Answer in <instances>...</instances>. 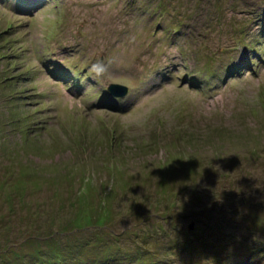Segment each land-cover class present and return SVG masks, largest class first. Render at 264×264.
I'll use <instances>...</instances> for the list:
<instances>
[{"label":"rangeland","instance_id":"1","mask_svg":"<svg viewBox=\"0 0 264 264\" xmlns=\"http://www.w3.org/2000/svg\"><path fill=\"white\" fill-rule=\"evenodd\" d=\"M44 1L0 0V264H264V0Z\"/></svg>","mask_w":264,"mask_h":264},{"label":"trees","instance_id":"2","mask_svg":"<svg viewBox=\"0 0 264 264\" xmlns=\"http://www.w3.org/2000/svg\"><path fill=\"white\" fill-rule=\"evenodd\" d=\"M5 1L6 3H9L11 4L12 6V9H15L18 8L19 10H22V11H25V12H30L32 8H34L36 5H39V4H43V2H45L44 0H2V2ZM126 1V0H125ZM127 2V1H126ZM51 72L55 75V76H58L61 78V80L63 82H67L69 78H71V81H69V83H67V85H69L68 88H72V87H75V88H83L84 85L82 83H85V78H86V74H84L83 72L81 71H77L74 75V77L71 75L70 77L68 75H66V72L62 69L60 70H57L55 71L54 70H51ZM53 241V240H51ZM48 251H49V255L52 256L51 258H45L44 260L46 262H49V264H52L55 260V262H57V260H59L58 262H60V264H70L68 262H70V260L67 261V257H69V254H67L66 256V261H65V253L62 254V250L58 249L57 246H54L49 244V242L46 243V246H45ZM12 247H7V248H4V252L0 250V255H8L10 253V250H11ZM56 251H60L61 253H58V254H54ZM43 252H45V248L42 246L41 249H38L37 251L31 253V256L33 258H35V260H38V258H44L45 256H43ZM16 254V253H14ZM62 254V255H61ZM18 257H20V255L17 254ZM49 259V260H48ZM16 260H17V257H16ZM44 262V261H43ZM43 262L41 264H43Z\"/></svg>","mask_w":264,"mask_h":264},{"label":"water","instance_id":"3","mask_svg":"<svg viewBox=\"0 0 264 264\" xmlns=\"http://www.w3.org/2000/svg\"><path fill=\"white\" fill-rule=\"evenodd\" d=\"M108 90L115 96L124 97L129 93V88L121 83H111ZM193 227V225H192Z\"/></svg>","mask_w":264,"mask_h":264},{"label":"bare ground","instance_id":"4","mask_svg":"<svg viewBox=\"0 0 264 264\" xmlns=\"http://www.w3.org/2000/svg\"><path fill=\"white\" fill-rule=\"evenodd\" d=\"M74 88V87H73ZM116 97H118V96H116ZM125 97V96H124ZM124 97H120V98H124ZM119 99V98H118ZM122 106V105H121Z\"/></svg>","mask_w":264,"mask_h":264},{"label":"clouds","instance_id":"5","mask_svg":"<svg viewBox=\"0 0 264 264\" xmlns=\"http://www.w3.org/2000/svg\"><path fill=\"white\" fill-rule=\"evenodd\" d=\"M74 76V75H73ZM109 91V90H108ZM110 92V91H109ZM110 94H112L111 92H110ZM117 98H120V97H117Z\"/></svg>","mask_w":264,"mask_h":264}]
</instances>
